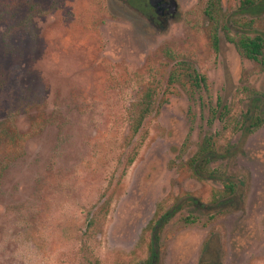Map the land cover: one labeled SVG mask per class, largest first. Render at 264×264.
<instances>
[{
  "label": "rangeland",
  "instance_id": "rangeland-1",
  "mask_svg": "<svg viewBox=\"0 0 264 264\" xmlns=\"http://www.w3.org/2000/svg\"><path fill=\"white\" fill-rule=\"evenodd\" d=\"M131 1L0 0V264H147L159 207L179 205L154 264H264V125L242 136L210 124L225 106L238 118L264 74L223 35L216 53L201 0H174L156 22ZM222 1L230 23L253 21L233 32L264 36V0ZM209 135L236 144L218 174L247 181L218 206L221 181L189 166ZM189 196L203 210L192 221Z\"/></svg>",
  "mask_w": 264,
  "mask_h": 264
},
{
  "label": "trees",
  "instance_id": "trees-1",
  "mask_svg": "<svg viewBox=\"0 0 264 264\" xmlns=\"http://www.w3.org/2000/svg\"><path fill=\"white\" fill-rule=\"evenodd\" d=\"M139 0H132L130 3L136 8L145 7L152 10V7L147 4L145 0H140V5L136 3ZM202 12L206 17L210 28H211V39L212 47L216 53L220 50V43L222 35L225 37L228 43L232 44L238 54L243 58L255 62L259 65L261 72L264 74V36L258 34H250L241 30L233 32V25L238 28L252 29L253 21L250 22H239L234 21L230 23V16L227 15L225 8L223 6L222 0H201ZM256 5V1H248L245 4V8H249ZM151 15V20L155 21L157 17ZM186 65L185 71H187V77L194 84L196 88L206 87L207 78L202 75L198 68L191 63L183 62ZM173 75H176L175 73ZM172 75V76H173ZM153 95L154 93H148L147 97L144 99L142 106L138 110L137 114L133 117L132 124L130 126L131 138H135L140 130L142 129L144 122L153 112ZM250 96V104L247 108L239 114V117L235 120L231 119L228 107L225 106L223 112L215 109L213 110V118L211 123L215 120H220L224 129L231 130L235 133H240L242 136H247L255 133L264 125V90L259 93H253ZM236 144L233 141L228 142L225 146L221 145L217 140L216 135L204 136L202 142L198 146L195 155L189 162L190 169L193 176L198 180H219L223 185L222 188L218 189L213 195V203L215 205H220L229 198L233 197L238 190L244 188L247 181L245 177H240L236 180L232 174L222 175L218 174L217 164L219 162L230 159L235 155ZM187 201L189 202V207L192 209L191 215L188 216L187 220H195L196 214L194 211L201 210V201L193 196H189ZM182 208V205L177 206V208ZM176 207L164 211L159 207L158 212L152 222V241L150 247V258L147 264H154L158 258V233L165 227V225L172 220L176 214ZM195 208V210H194ZM225 213V210H220L210 215L205 216L208 222H211L216 217H219ZM199 220V219H198ZM194 222V221H193ZM95 223V217L92 216L89 221V226L91 227ZM208 249L206 252L208 253ZM205 257V256H204ZM201 264H211L207 259L202 258Z\"/></svg>",
  "mask_w": 264,
  "mask_h": 264
},
{
  "label": "water",
  "instance_id": "water-1",
  "mask_svg": "<svg viewBox=\"0 0 264 264\" xmlns=\"http://www.w3.org/2000/svg\"><path fill=\"white\" fill-rule=\"evenodd\" d=\"M150 5L156 10V14L161 17L164 16L165 10L169 8V13L175 15L177 5L174 0H171V4H167L164 0H150Z\"/></svg>",
  "mask_w": 264,
  "mask_h": 264
},
{
  "label": "flooded vegetation",
  "instance_id": "flooded-vegetation-1",
  "mask_svg": "<svg viewBox=\"0 0 264 264\" xmlns=\"http://www.w3.org/2000/svg\"><path fill=\"white\" fill-rule=\"evenodd\" d=\"M165 16H167V14H166ZM157 20H158V21H160V18H159V17H157V19H156L154 22H156Z\"/></svg>",
  "mask_w": 264,
  "mask_h": 264
}]
</instances>
